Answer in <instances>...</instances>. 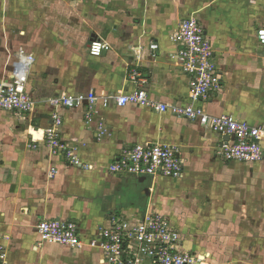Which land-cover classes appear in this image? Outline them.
<instances>
[{
  "label": "crops",
  "instance_id": "0c3cea01",
  "mask_svg": "<svg viewBox=\"0 0 264 264\" xmlns=\"http://www.w3.org/2000/svg\"><path fill=\"white\" fill-rule=\"evenodd\" d=\"M130 1L135 24L119 26L108 16L85 29L51 26L68 34L44 44L58 50L49 59L29 53L34 62L26 88L37 106L28 115L0 111V264L1 258L6 264H104L100 252L86 244L97 227L107 225L110 216L146 209L161 213L180 231L186 251L214 264H264V160L223 161L220 135L197 123L134 105L90 116L85 108H58L64 139L79 145L78 157L90 168L49 156L42 142L30 148V138L40 140L55 111L48 98L129 93L138 87L129 77L133 69L149 98L187 102L188 79L174 58L178 47L171 35L189 16L204 28L224 79L204 104L207 113L264 126V53L256 37L264 29V0ZM93 37L109 45L100 57L88 54ZM150 43L158 49L150 51ZM1 76L0 81L7 79ZM135 144L175 147L183 160L182 176L152 180L109 174L120 151ZM44 219L75 222L82 246L41 241L36 225Z\"/></svg>",
  "mask_w": 264,
  "mask_h": 264
},
{
  "label": "built area",
  "instance_id": "2783aa9c",
  "mask_svg": "<svg viewBox=\"0 0 264 264\" xmlns=\"http://www.w3.org/2000/svg\"><path fill=\"white\" fill-rule=\"evenodd\" d=\"M257 43L264 53V29L256 34ZM177 44L174 55L188 79L189 98L182 104L154 101L139 84L140 74L133 69L130 80L138 85L129 93L96 95L94 92L73 95H57L47 103L58 108H85L87 114H96L102 109H120L126 105L147 107L160 114L197 123L201 128L220 135L218 156L226 162L260 163L264 160V126H253L238 121L231 115H211L204 104L223 87V75L219 70L215 51L204 28L194 17L182 19L171 35ZM109 45L98 37L88 43V54L100 57ZM150 51L158 49L157 43L148 45ZM34 56L19 49L9 77L0 81V111L26 114L33 110L35 102L26 88L27 71ZM51 115L50 124L41 130L40 140L31 146L37 148L42 142L49 156L60 157L67 165L89 169L78 157L76 143L63 137V121L57 111ZM95 137L99 142L102 131ZM108 173L135 178L178 179L183 173V160L178 150L167 144H135L124 148L107 168ZM55 170H51L53 176ZM36 232L41 241L69 248H79L82 241L78 226L70 220L44 219L37 223ZM180 231L161 213L146 209L128 215L110 216L107 225H99L95 235L86 243L100 252L104 264H214L205 255L186 251ZM4 257V256H3ZM3 264H6L3 258Z\"/></svg>",
  "mask_w": 264,
  "mask_h": 264
},
{
  "label": "rangeland",
  "instance_id": "374dc122",
  "mask_svg": "<svg viewBox=\"0 0 264 264\" xmlns=\"http://www.w3.org/2000/svg\"><path fill=\"white\" fill-rule=\"evenodd\" d=\"M173 1L176 0L166 2L172 5ZM190 2L196 3V0H188ZM133 8L130 0H0V75L9 77L19 49L34 54L37 59H43L44 55L51 58L58 50L44 47V44L48 45L55 39L54 35L60 34L53 31L54 27L51 26L78 24L85 29L108 16L116 20L119 26L135 24ZM176 8L180 9V2ZM80 33L84 34L82 31ZM63 34L68 33L60 35ZM36 139L33 136L30 138V148ZM189 203L195 205L197 202Z\"/></svg>",
  "mask_w": 264,
  "mask_h": 264
}]
</instances>
